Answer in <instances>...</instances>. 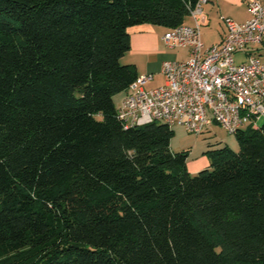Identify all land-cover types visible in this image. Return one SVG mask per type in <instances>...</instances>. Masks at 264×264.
Returning <instances> with one entry per match:
<instances>
[{
  "label": "trees",
  "instance_id": "1",
  "mask_svg": "<svg viewBox=\"0 0 264 264\" xmlns=\"http://www.w3.org/2000/svg\"><path fill=\"white\" fill-rule=\"evenodd\" d=\"M198 0H0V264H264V120L191 175L172 128L124 129L128 29Z\"/></svg>",
  "mask_w": 264,
  "mask_h": 264
},
{
  "label": "built area",
  "instance_id": "2",
  "mask_svg": "<svg viewBox=\"0 0 264 264\" xmlns=\"http://www.w3.org/2000/svg\"><path fill=\"white\" fill-rule=\"evenodd\" d=\"M208 1L189 7L191 25L167 29L162 35L167 48H187L188 59L162 62V85L145 90L153 80L147 74L137 76L124 91L116 107L124 129L159 122L200 136L214 124L235 134L246 127L256 129L264 120V0L247 3L244 22L222 17V40L205 46L202 7ZM236 56L243 61L237 62Z\"/></svg>",
  "mask_w": 264,
  "mask_h": 264
},
{
  "label": "rangeland",
  "instance_id": "3",
  "mask_svg": "<svg viewBox=\"0 0 264 264\" xmlns=\"http://www.w3.org/2000/svg\"><path fill=\"white\" fill-rule=\"evenodd\" d=\"M249 0H240V4L237 5H219V7L214 8V10L205 11L204 16L207 18L206 24L201 23V35L202 42L205 46H209L212 40H216L218 34L221 33L222 28L224 27L223 18H230L236 22H244L247 19V6L246 2ZM191 19H187L188 23H191ZM210 21V25H209ZM183 50L179 49V54L183 53ZM178 52V51H177ZM128 54V53H127ZM125 53V55L121 58L120 63L124 65L125 60H129ZM237 62L243 61L242 56H236ZM164 83V77L160 74L154 76V80L147 85L144 86L145 90H149L151 88L158 87ZM122 98V94H118L114 97L115 107H118L120 100ZM262 121L259 122L261 124ZM174 132V136L170 143V149L173 152H181L186 151L188 154L187 161H195L200 154L202 149H206L207 143H210L209 149H218L222 146H228L233 151L238 150V145L235 140L234 134H229L223 128L218 125H213L212 127H208L200 136H194L188 134L182 127H172ZM204 151V150H203ZM204 156V155H203ZM206 156V155H205ZM201 158V157H200Z\"/></svg>",
  "mask_w": 264,
  "mask_h": 264
},
{
  "label": "crops",
  "instance_id": "4",
  "mask_svg": "<svg viewBox=\"0 0 264 264\" xmlns=\"http://www.w3.org/2000/svg\"><path fill=\"white\" fill-rule=\"evenodd\" d=\"M248 2H246V6ZM231 4L233 5L240 4V0H209L208 3L203 5L202 7L203 17H204L203 23L206 24L207 22V18L204 16L205 11L208 12L211 9L214 10V8L216 9V7H219V5H231ZM247 19H248V12H247ZM192 23H193L192 21L191 23H188L186 20V24L191 25ZM209 25H210V21H209ZM166 30L167 29L163 27L150 25V24H140L128 29V33L130 36V50L127 52L128 54L127 53L126 54L130 59L125 60L124 63L133 65L135 67L138 76L151 74L153 75V80H154L155 75L157 74L161 75L162 62L166 60L181 62L188 59L189 51L187 48H184L186 50H183V53L179 54L180 52L179 49L181 50L183 48L169 49L166 46H164L161 38L162 35L166 32ZM224 31L225 28L223 27L221 33L218 34L217 39L215 41L212 40L210 43L207 44H209L210 46L219 43L224 36ZM121 94L123 95V93ZM213 125H211L210 127H212ZM210 145H211L210 143H207L205 147L206 149H202L201 154L197 157L199 159L195 161H187V171L191 175L196 174L199 171L207 169L209 167V160L204 153L207 150H210L209 149Z\"/></svg>",
  "mask_w": 264,
  "mask_h": 264
}]
</instances>
